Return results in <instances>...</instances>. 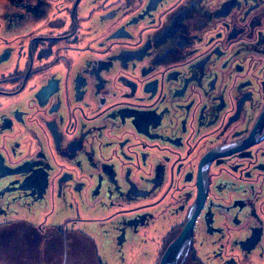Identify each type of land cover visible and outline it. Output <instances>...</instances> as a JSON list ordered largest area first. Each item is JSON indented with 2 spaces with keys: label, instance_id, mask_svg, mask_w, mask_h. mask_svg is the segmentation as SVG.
<instances>
[{
  "label": "flooded vegetation",
  "instance_id": "af4514ba",
  "mask_svg": "<svg viewBox=\"0 0 264 264\" xmlns=\"http://www.w3.org/2000/svg\"><path fill=\"white\" fill-rule=\"evenodd\" d=\"M263 111L264 0H0V230L150 263L201 180L196 260L264 264Z\"/></svg>",
  "mask_w": 264,
  "mask_h": 264
},
{
  "label": "rangeland",
  "instance_id": "374dc122",
  "mask_svg": "<svg viewBox=\"0 0 264 264\" xmlns=\"http://www.w3.org/2000/svg\"><path fill=\"white\" fill-rule=\"evenodd\" d=\"M86 202L90 207H94L95 205V202L93 200L88 199ZM96 207L97 206H95V208ZM86 216L90 218V217H94L95 215H86ZM99 217L101 216L99 215ZM222 223H225V217H224V222H221V224ZM47 224H49V222H47ZM111 232L112 229H110L109 226L103 229L102 239L105 245L109 246V242L107 240H108V235ZM31 234L32 233L30 231L28 232L24 231V228L22 226L8 230H0V264H47L42 262L40 258L36 256V252L39 253L40 248L38 247L39 244L35 243V245H32ZM205 239L210 245L211 239L209 237L207 238V236H205ZM152 240H154V238L150 235V240L147 243V245L141 244L140 245L141 250H138V252L140 251L141 254L147 253L148 255L153 254V251L154 253H157V246L155 247L151 243ZM129 247L131 248L132 246ZM86 249L88 251V247ZM62 251L64 252V254H67V252L68 254H70V249L69 250L62 249ZM159 255H160V250H158L156 257L154 256L152 258L154 259L153 261H151L150 263H146V261H143V264H154L156 261L155 259L158 258ZM198 256H202L200 250L198 251ZM144 259L147 260V258ZM121 262L122 261H120L119 259L117 264H122ZM131 262L132 261L128 259L127 261H125L124 264H130ZM58 264H62L61 261L58 262ZM73 264H94V263H92L91 259L88 256V253H84V250L82 253V251L80 250L78 253V257L75 259ZM182 264H200V263L196 260L194 253L190 252V248H189L187 256Z\"/></svg>",
  "mask_w": 264,
  "mask_h": 264
},
{
  "label": "water",
  "instance_id": "95a60500",
  "mask_svg": "<svg viewBox=\"0 0 264 264\" xmlns=\"http://www.w3.org/2000/svg\"><path fill=\"white\" fill-rule=\"evenodd\" d=\"M263 124H264V111L260 117V120L257 123V127H258L257 129L259 130V128ZM251 136L253 137L255 136L254 132L252 133ZM246 144L247 143H241L235 147L229 148V151H227L228 149H226V152H225V148L218 149L219 151L214 150L212 152H209L203 158L200 172H202L203 167L205 165L207 166L209 162L212 161L215 157L225 155V153L230 154L238 150L242 146H245ZM202 183L203 182L200 180V192L198 198L189 214V217L183 229L181 230L179 235L168 245L163 255L161 256V259L158 264H182L184 262L190 248L191 238H192L196 218L205 200V190H203Z\"/></svg>",
  "mask_w": 264,
  "mask_h": 264
},
{
  "label": "trees",
  "instance_id": "16d2710c",
  "mask_svg": "<svg viewBox=\"0 0 264 264\" xmlns=\"http://www.w3.org/2000/svg\"><path fill=\"white\" fill-rule=\"evenodd\" d=\"M6 230H7V229H6ZM24 231L28 232V230H24ZM174 236H175V234L172 236V238H173ZM169 241H170V239H169V240H166V241H165L166 244H165L164 246H167V244L169 243ZM160 251H161V252H160V255H162L163 250L160 249ZM190 252H192V249L190 250ZM189 255H191V254H189Z\"/></svg>",
  "mask_w": 264,
  "mask_h": 264
},
{
  "label": "bare ground",
  "instance_id": "6f19581e",
  "mask_svg": "<svg viewBox=\"0 0 264 264\" xmlns=\"http://www.w3.org/2000/svg\"><path fill=\"white\" fill-rule=\"evenodd\" d=\"M28 7V10H31V7L30 6H27Z\"/></svg>",
  "mask_w": 264,
  "mask_h": 264
}]
</instances>
